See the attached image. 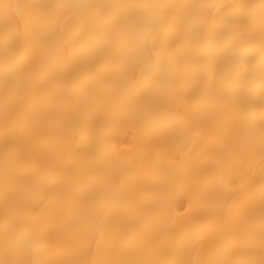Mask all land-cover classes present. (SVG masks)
Returning <instances> with one entry per match:
<instances>
[{"label": "snow or ice", "instance_id": "obj_1", "mask_svg": "<svg viewBox=\"0 0 264 264\" xmlns=\"http://www.w3.org/2000/svg\"><path fill=\"white\" fill-rule=\"evenodd\" d=\"M0 18V264H264V0Z\"/></svg>", "mask_w": 264, "mask_h": 264}, {"label": "bare ground", "instance_id": "obj_2", "mask_svg": "<svg viewBox=\"0 0 264 264\" xmlns=\"http://www.w3.org/2000/svg\"><path fill=\"white\" fill-rule=\"evenodd\" d=\"M33 0H0V5L3 4H16V3H21V4H27V3H32ZM12 11H15L14 9ZM0 27H2V18H0ZM87 43V37H85L82 41L81 44H86ZM62 55L64 56L65 59H70L73 55V48L71 43L66 44L62 48ZM258 75V73H257ZM18 84L20 82H17ZM0 105H2V97H0ZM3 112L2 108H0V138H2V131H3ZM213 135L215 134L214 131L212 133ZM200 143V138L199 137H194L193 142L190 145V147L195 148L198 144ZM118 148H123L125 145L121 144L117 146ZM3 163V153L0 151V165ZM64 163H67V161H64ZM54 173L55 169H47L44 172L40 174V181L42 184H51L53 179H54ZM2 189H0V211H2ZM32 207L36 210V212H39V200L34 199L32 201ZM178 211L182 212V209H178ZM82 246L85 250V252L88 254V258L91 259L92 255L96 252L97 248H100L101 251L106 249L107 241L102 240L99 236H87L85 237L82 241Z\"/></svg>", "mask_w": 264, "mask_h": 264}]
</instances>
